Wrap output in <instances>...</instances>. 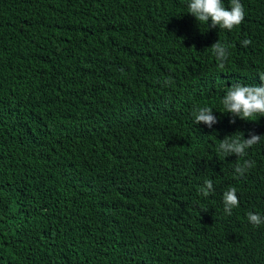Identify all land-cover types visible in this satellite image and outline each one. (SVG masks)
<instances>
[{
  "label": "trees",
  "instance_id": "16d2710c",
  "mask_svg": "<svg viewBox=\"0 0 264 264\" xmlns=\"http://www.w3.org/2000/svg\"><path fill=\"white\" fill-rule=\"evenodd\" d=\"M240 3L228 31L189 0H0V264H264V223L247 219L264 218V138L242 176L219 151L264 136V117L221 103L264 84V0Z\"/></svg>",
  "mask_w": 264,
  "mask_h": 264
},
{
  "label": "clouds",
  "instance_id": "9594fccd",
  "mask_svg": "<svg viewBox=\"0 0 264 264\" xmlns=\"http://www.w3.org/2000/svg\"><path fill=\"white\" fill-rule=\"evenodd\" d=\"M189 14L193 15L198 22L208 25V28L219 27L228 31L239 26L244 20V8L240 0H230V6L225 7L223 0H189ZM209 21L211 24L209 25ZM251 41L245 39L242 41L244 46ZM230 45L221 43L219 40L211 45V50L217 61V67L220 70L225 68V62L229 56ZM264 81V77L261 78ZM225 113H231L242 120L253 121L256 116L264 117V84L262 85H242L240 83L232 84L226 91L221 101ZM213 110L209 107H197L194 109L193 123H204L209 128L216 122L213 116ZM234 122V121H233ZM264 136L249 133L248 138L241 136L228 135L221 140L219 151L225 157L235 154L241 158L242 162L237 163L235 172L239 175L244 173L253 166L254 162L243 159L247 155V150L259 143ZM204 196L213 192V183L211 180H205L200 189ZM237 189L230 187L223 193L224 211L231 214V210L238 206L239 200L236 195ZM247 219L253 226H259L264 223V218L258 214L248 213Z\"/></svg>",
  "mask_w": 264,
  "mask_h": 264
}]
</instances>
